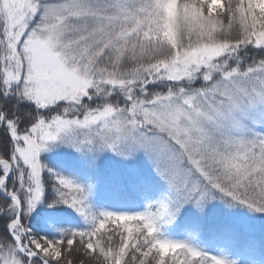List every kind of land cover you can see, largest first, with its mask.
Segmentation results:
<instances>
[{
    "label": "snow or ice",
    "instance_id": "6c2138e0",
    "mask_svg": "<svg viewBox=\"0 0 264 264\" xmlns=\"http://www.w3.org/2000/svg\"><path fill=\"white\" fill-rule=\"evenodd\" d=\"M0 264H264V0H0Z\"/></svg>",
    "mask_w": 264,
    "mask_h": 264
},
{
    "label": "rangeland",
    "instance_id": "374dc122",
    "mask_svg": "<svg viewBox=\"0 0 264 264\" xmlns=\"http://www.w3.org/2000/svg\"><path fill=\"white\" fill-rule=\"evenodd\" d=\"M51 157L53 158H50ZM42 160H46L49 159V161H54L59 163L62 168H64L65 171L68 172L69 176L74 179L76 182L81 183V184H87L90 176L92 175L90 173L89 170H87L86 168L82 167L79 164H69L68 161V153L66 151L60 150V149H56L53 148L51 150L45 151L41 154ZM49 157V158H47ZM51 161V162H52ZM99 189V188H98ZM96 190L89 198V203H91V199L94 200L96 199V201L98 202V205L101 209H107V210H113V211H138L142 208L143 205H136V202L139 201V199L137 197H135L134 195H132L134 198L129 199L130 197L122 198L121 196L118 197H113L111 199H106V197L103 194L98 193L99 190ZM112 197V196H111ZM106 199V200H105ZM62 207H66L61 205ZM43 209H47V203L43 204L40 206ZM69 210H72L70 208H67ZM73 211V210H72ZM74 212V211H73ZM78 215V214H77ZM235 215L239 216V217H244V218H253L256 217L254 220V223L257 224V219L259 218V214H253L247 211V209L245 208H238L235 210ZM79 217V215H78ZM80 218V217H79ZM38 221L40 220V217H37ZM82 219L80 218V221ZM31 222V221H30ZM61 223V222H60ZM40 224V225H39ZM38 227L41 226L43 227V225L41 224V222H38ZM36 227L34 228V231H36ZM201 243H206L205 241H200ZM210 248H212L213 251H215V247L212 245H208ZM230 257L233 259H246L247 256L236 251V250H231L229 253ZM258 258V256H257Z\"/></svg>",
    "mask_w": 264,
    "mask_h": 264
},
{
    "label": "trees",
    "instance_id": "16d2710c",
    "mask_svg": "<svg viewBox=\"0 0 264 264\" xmlns=\"http://www.w3.org/2000/svg\"><path fill=\"white\" fill-rule=\"evenodd\" d=\"M47 158H49V157H47ZM44 163H46L49 167L53 168L55 171L63 174V172L60 170V166L53 164V162L49 161V159L44 160ZM57 207L62 208L63 211L60 213H57V214H52L50 212H44L43 215L52 217L54 222L60 227H65V226L79 227V226H82L83 221L82 220L80 221V218L78 217V215L75 212L67 209V207H62L61 205H59ZM37 224L35 227L37 228L36 232H38L39 234H41V235H44V234L53 235L54 234V233H49L46 229V226L42 222H41V224L43 225V227H41V226L38 227Z\"/></svg>",
    "mask_w": 264,
    "mask_h": 264
}]
</instances>
